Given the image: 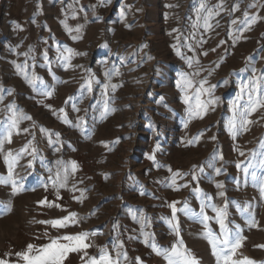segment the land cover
<instances>
[{"label":"rangeland","instance_id":"1","mask_svg":"<svg viewBox=\"0 0 264 264\" xmlns=\"http://www.w3.org/2000/svg\"><path fill=\"white\" fill-rule=\"evenodd\" d=\"M258 97L264 0H0V259L88 233L63 264H168L152 245L181 240L218 264L215 206L232 259L264 264V107L241 116Z\"/></svg>","mask_w":264,"mask_h":264},{"label":"snow or ice","instance_id":"2","mask_svg":"<svg viewBox=\"0 0 264 264\" xmlns=\"http://www.w3.org/2000/svg\"><path fill=\"white\" fill-rule=\"evenodd\" d=\"M90 83L91 82H89V88H88L89 91H91ZM253 90L256 91L257 89L254 88ZM46 95H50V94L46 93ZM185 102L186 103L188 102L187 98ZM258 107H264V98L258 97L255 100H250V106L246 108L243 113H241V116L245 117V119L243 120V123H251V121H248L246 119V116L250 114L251 112L256 111ZM27 118L30 119V117H27ZM15 124H16V120L13 119V126H15ZM232 126L235 127L234 121L232 122ZM10 135L11 133H9V136ZM149 159H153V157L150 156ZM71 167H72V170L75 171L77 166L73 162ZM11 175H12V168H11V165H9V177L8 179L0 177V184L9 183V181L11 180ZM175 175H179V173H176ZM175 175L173 176V183H175ZM57 176L59 177V173L57 174ZM12 186H13V191L15 194L17 190L15 181H12ZM59 186L64 187L65 185L61 183ZM217 187H222V185H217ZM220 195L223 196L224 193L221 192ZM40 203L49 204V202L47 201H41ZM49 206L59 207L58 205H51V204H49ZM170 207L172 208L173 217H175V213L177 209L175 208L174 204L170 205ZM213 211H216L218 214L217 222L220 224V228H221L220 235L223 237V239H218L211 232L207 233V236L209 238V243L212 245L213 254L217 257L218 264L220 261H223V264H253V262L247 260V258H245L244 261H235L232 259V256L235 254L236 250L241 246L242 237H240L239 233L237 232L235 238L230 239L228 230L225 226L224 219H223L224 213L216 209L215 206H213ZM201 213L202 214L204 213L203 207L201 208ZM75 216H76L75 213H71L69 214V216L61 218V219H55L51 221H40V223L51 224V226L54 228L66 227L68 226L69 223L75 222ZM203 219L206 221L209 219V217L204 215ZM174 231L176 232L178 236L179 235L178 228H174ZM88 235H89L88 233H81V234H77L74 236L65 235L63 237L53 239L51 243H49L46 247L42 249H35L34 246L30 244L27 247V251L17 253L16 255L22 261H24L25 264H63V261L64 259H66L67 254L69 252L81 251L89 247L88 244L84 243ZM60 240L68 241L69 243L63 244V243H60ZM218 244L222 245V247L218 248L217 247ZM152 247L157 255L164 256V258L168 261V264H197V261L192 256V254L184 250L182 240L179 241V246L174 245L171 248V250L157 248L155 245H152ZM34 251H35V254H33ZM85 255H87L86 252H85ZM119 257H120L119 253H117L115 258H113V256L109 255L104 249H101V255L99 256V258H96V257L90 258L89 264H119ZM125 259H126V256H125ZM137 262L138 264H140L139 258H137ZM0 264H7V262L0 259Z\"/></svg>","mask_w":264,"mask_h":264}]
</instances>
